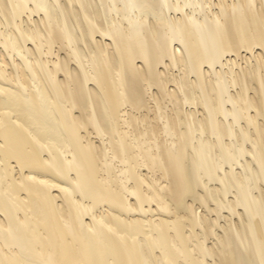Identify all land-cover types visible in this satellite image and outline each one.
Returning <instances> with one entry per match:
<instances>
[{
	"label": "bare ground",
	"instance_id": "bare-ground-1",
	"mask_svg": "<svg viewBox=\"0 0 264 264\" xmlns=\"http://www.w3.org/2000/svg\"><path fill=\"white\" fill-rule=\"evenodd\" d=\"M0 264H264V0H0Z\"/></svg>",
	"mask_w": 264,
	"mask_h": 264
},
{
	"label": "rangeland",
	"instance_id": "rangeland-1",
	"mask_svg": "<svg viewBox=\"0 0 264 264\" xmlns=\"http://www.w3.org/2000/svg\"><path fill=\"white\" fill-rule=\"evenodd\" d=\"M55 50H57V49L55 48ZM244 56H246V53L243 54V57H244ZM239 59H241V58H239ZM253 60H254V59H252V61H253ZM240 61H241V60H240ZM240 61H239V62H240ZM241 62H242V61H241ZM179 71H180V70L175 69V70L173 71V74L176 73V75H178L179 73L177 74V72H179ZM181 72H182V71H180V73H181ZM174 75H175V74H174ZM237 90H238V89H237ZM239 90H241V88H240ZM234 92H235V91H234ZM237 92H238V91H237ZM199 108H200V106H199ZM235 139H236V138H235ZM233 141H234V140H233ZM228 142H229V141H228ZM234 143H235V141H234ZM236 166H237V165H236ZM239 167H240V166L234 167V168H235V171L237 170L236 172H239L240 170H242V169H240ZM241 172H242V171H241ZM229 197H230V198H229L230 200H231V199H232V200L234 199V196H233V195H230ZM232 197H233V198H232ZM196 207L198 208V205H196ZM200 210H201V209H200ZM224 215H226V212L224 213ZM222 221H223V222H222ZM222 223H226L225 220H221V224H222Z\"/></svg>",
	"mask_w": 264,
	"mask_h": 264
}]
</instances>
